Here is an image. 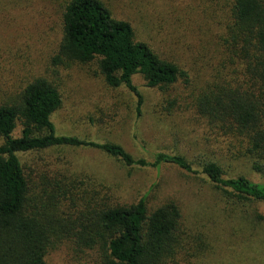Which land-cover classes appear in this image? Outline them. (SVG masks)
I'll use <instances>...</instances> for the list:
<instances>
[{
	"label": "rangeland",
	"instance_id": "obj_1",
	"mask_svg": "<svg viewBox=\"0 0 264 264\" xmlns=\"http://www.w3.org/2000/svg\"><path fill=\"white\" fill-rule=\"evenodd\" d=\"M11 1L2 0L0 11V104L16 101L33 79H45L62 98L51 119L58 135L117 144L146 162L157 153L179 154L194 171L188 174L168 164L160 173L149 167L130 169L92 149L56 148L19 154L25 174L36 180L60 170L69 190L62 205L66 213L83 206L92 193H107L123 205L145 198L149 211L171 200L181 213L180 233L188 241L191 261L195 254L200 264H264V204H233L213 188L201 164L213 161L226 178L242 176L261 184L264 167L258 173L245 159L232 158L225 151L231 140L209 134L204 121L189 109V103L221 82L229 69L220 40L225 0H100L115 20L132 27L136 41L187 74V88L181 81L166 92L146 88L135 78L133 85L142 97L140 116L136 97L126 88H108L95 67L54 63L66 0ZM21 130L18 122L13 137ZM45 261L89 260L87 254L62 246Z\"/></svg>",
	"mask_w": 264,
	"mask_h": 264
},
{
	"label": "trees",
	"instance_id": "obj_2",
	"mask_svg": "<svg viewBox=\"0 0 264 264\" xmlns=\"http://www.w3.org/2000/svg\"><path fill=\"white\" fill-rule=\"evenodd\" d=\"M224 10L220 40L229 69L221 82L189 103V109L204 121L209 134L231 140L225 151L232 158L245 159L260 173L264 167V0H225ZM60 20L54 63L95 67L108 88H126L136 97L137 116L142 97L133 85L135 78L160 92L181 81L188 87L184 71L136 41L132 27L115 20L100 0H66ZM61 106L58 89L42 78L28 82L16 101L0 104V264H46V257L62 246L77 255L87 254L88 264H200L195 254V261L188 257V241L180 233L181 213L173 201L149 211L145 198L123 205L107 193H92L83 206H72L66 213L62 205L69 190L60 170L36 180L25 174L19 154L56 148L92 149L130 169L149 167L160 173L161 166L168 164L194 173L179 154L157 153L146 162L117 144L58 135L51 119ZM18 122L22 130L14 138ZM201 173L233 204H264V184L242 176L226 178L213 161H204Z\"/></svg>",
	"mask_w": 264,
	"mask_h": 264
}]
</instances>
